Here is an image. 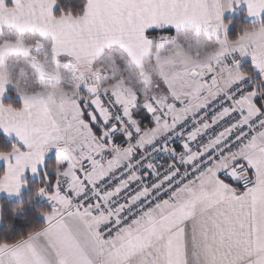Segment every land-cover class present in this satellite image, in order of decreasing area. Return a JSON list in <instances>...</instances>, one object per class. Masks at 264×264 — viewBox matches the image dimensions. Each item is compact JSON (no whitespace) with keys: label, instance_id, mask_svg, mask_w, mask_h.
Returning a JSON list of instances; mask_svg holds the SVG:
<instances>
[{"label":"snow or ice","instance_id":"6c2138e0","mask_svg":"<svg viewBox=\"0 0 264 264\" xmlns=\"http://www.w3.org/2000/svg\"><path fill=\"white\" fill-rule=\"evenodd\" d=\"M9 84L0 264H264V0H0Z\"/></svg>","mask_w":264,"mask_h":264},{"label":"trees","instance_id":"16d2710c","mask_svg":"<svg viewBox=\"0 0 264 264\" xmlns=\"http://www.w3.org/2000/svg\"><path fill=\"white\" fill-rule=\"evenodd\" d=\"M224 20L231 21L228 27L229 34H234L238 25L248 24L253 22V21L249 22L245 18V13L243 10H239L238 12H235L231 16H227L226 18H224ZM10 97L4 99V103H13L18 105V102ZM11 144H12L11 141L5 139L4 136L0 134V146H11ZM52 159L53 158L51 157L48 158L46 160V163L53 162ZM3 169L4 167L1 165L0 171H2ZM25 179L28 181V183L26 185V189L22 191L21 197L19 199L8 200L4 197L0 198V203H3V216H4V220L0 221V235H12L17 232L25 230L26 224L24 223L23 220L25 216L29 217L31 220L36 222L42 221L43 217L40 213L36 211V209L50 207V203H48V201L46 200H42V196H35L31 200V202H29V197L32 196V193L34 192L35 189V185L39 181V177L35 179H30L28 176H26ZM21 202H23V208L22 210H18L16 217L13 218L12 208L15 207L17 204H20ZM9 224L14 225L12 232L3 231V229L7 228Z\"/></svg>","mask_w":264,"mask_h":264},{"label":"crops","instance_id":"0c3cea01","mask_svg":"<svg viewBox=\"0 0 264 264\" xmlns=\"http://www.w3.org/2000/svg\"><path fill=\"white\" fill-rule=\"evenodd\" d=\"M239 10H243V11H244V13H245V18H246L249 22L255 20V17H249V16L247 15V6H246V4H243V3H242L239 7H236L235 10H225L223 18H226L227 16H231V15H233L235 12H238ZM242 62H243V63H248V62H250V58H249V57H244ZM9 92H10V93H9ZM8 94H11L12 97H10V98L16 100V101L18 102V104L22 103L21 98H20L19 95L15 92V88H14V86L11 85V84H9V85L7 86V90H6V92L3 94V96H0V103H4V99H6V98L9 97ZM0 134L3 135L5 139L11 141L12 144H13V143H19V139H18V137H16L15 133H12V134H5V133L3 132V129H0ZM49 154H51L52 156H54V160H55L56 149L54 148L53 150H49V152L45 154V162H46V160H47L48 158H50V156H48ZM54 160H53V163H54ZM1 165L5 168V167H6V162L3 161V160H0V166H1ZM26 176H28L30 179L38 178V177L35 176L34 174H31L29 171H28V172H27V171L25 172V174H24V178H25ZM24 189H26V186H25ZM24 189H22V191H23ZM21 194H22V193H21ZM2 197L6 198V199H8V200H12V199H19V198L21 197V195L16 196V197H11V198H9V197H7V195H6L5 193H0V198H2Z\"/></svg>","mask_w":264,"mask_h":264},{"label":"clouds","instance_id":"9594fccd","mask_svg":"<svg viewBox=\"0 0 264 264\" xmlns=\"http://www.w3.org/2000/svg\"><path fill=\"white\" fill-rule=\"evenodd\" d=\"M7 106L15 107V105L13 103H8ZM10 151H11V149L0 148V155H7ZM49 167L54 168L55 165L54 164H49Z\"/></svg>","mask_w":264,"mask_h":264},{"label":"rangeland","instance_id":"374dc122","mask_svg":"<svg viewBox=\"0 0 264 264\" xmlns=\"http://www.w3.org/2000/svg\"><path fill=\"white\" fill-rule=\"evenodd\" d=\"M8 96L10 97H12V95L11 94H8ZM54 148H52V149H50V150H53ZM48 156H50L51 158H53L52 160H54V156H52L51 154H49ZM51 163H53V162H51ZM27 172L29 171L30 172V170H26ZM16 197V196H15ZM42 200H46L47 201V199H46V197H43L42 196ZM48 203H50L49 201H48Z\"/></svg>","mask_w":264,"mask_h":264}]
</instances>
